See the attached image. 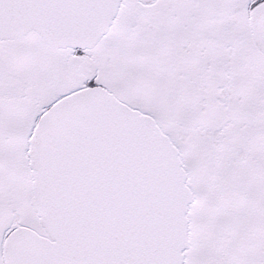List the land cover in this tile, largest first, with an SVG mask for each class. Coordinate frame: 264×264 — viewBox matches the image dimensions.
Segmentation results:
<instances>
[{
  "label": "snow or ice",
  "instance_id": "obj_1",
  "mask_svg": "<svg viewBox=\"0 0 264 264\" xmlns=\"http://www.w3.org/2000/svg\"><path fill=\"white\" fill-rule=\"evenodd\" d=\"M0 264H264V0H0Z\"/></svg>",
  "mask_w": 264,
  "mask_h": 264
}]
</instances>
